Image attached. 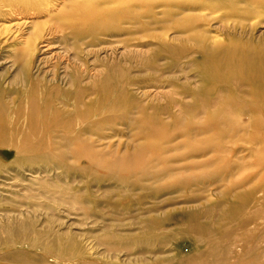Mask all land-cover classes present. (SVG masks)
<instances>
[{
  "label": "rangeland",
  "instance_id": "1",
  "mask_svg": "<svg viewBox=\"0 0 264 264\" xmlns=\"http://www.w3.org/2000/svg\"><path fill=\"white\" fill-rule=\"evenodd\" d=\"M77 3H18L13 15L0 16V24L11 29L21 19L29 23L23 32L54 31L52 42L67 50L75 41L63 29H85L80 18L93 13ZM100 6L101 14L116 18L85 45L98 52L86 59L88 73L81 80L91 88L99 79L97 105L78 117L58 105L71 97L70 89L55 96L48 111L39 98L35 116L47 115L48 122L38 123L36 136L0 140V264H161L178 256L207 257L208 241L186 220L195 216L209 228L211 210L224 201L228 183L246 175L235 167L227 174L212 153L200 152L214 131L192 138L200 150L192 156L171 142L163 161L155 162L156 177L143 173L146 158L135 155L160 143L151 136L158 127L172 134L208 124L217 96L207 76H264V0H131L128 7L120 0ZM23 32L0 48L5 83L18 75L19 65L10 66ZM66 61L59 57L56 75ZM40 79L38 90L53 96L52 85L44 87ZM4 92L21 108L31 100L10 84Z\"/></svg>",
  "mask_w": 264,
  "mask_h": 264
},
{
  "label": "bare ground",
  "instance_id": "2",
  "mask_svg": "<svg viewBox=\"0 0 264 264\" xmlns=\"http://www.w3.org/2000/svg\"><path fill=\"white\" fill-rule=\"evenodd\" d=\"M51 1L54 0H0L3 7L0 9V16L13 15L15 13L13 6L18 3L21 4L20 8H24L39 7L42 3L48 4ZM119 2L120 0H78L77 7H88L93 13L80 18L87 23L85 29L79 31L77 27L63 29L69 30L75 41V44L67 50L52 42L56 33L54 31H33L34 34L28 31L23 32V27L29 23L21 19L12 22L11 29L0 24V48H4L9 41L12 42L23 32L22 37H19L21 47L16 49L12 66H10L12 68L14 64L19 65L18 75L8 83L3 82L4 76H0V140L5 141L9 138L18 142H28L36 136L38 123L48 122L47 115L42 119H37L35 116L37 107L41 106L39 98H42L44 109L48 111L49 107H55V96H67L66 90L70 89L73 94L65 102H59V106L66 111L68 109L76 111L78 117L86 116V111L93 110L100 96L99 79H96L95 85L91 88L84 87L81 80L88 73L86 59L91 58L98 51L85 45L95 41L98 30L103 29L101 25L115 17L101 14L103 10L100 3L117 4ZM130 2L131 0H124L127 7ZM10 33L11 36L7 38L5 35ZM85 34H89L90 37L80 40L81 43L76 42ZM211 38L215 39V37ZM83 46L85 47L82 49ZM60 56H66L68 61L59 69L61 72L58 76L54 70L57 68L55 63ZM229 56L227 55L226 58ZM96 59L97 56L93 61L95 62ZM68 62H72L75 67L69 66ZM32 71L37 76H32ZM92 71L96 74L99 70ZM38 77L41 78L44 87L52 85L50 94L53 96L48 94L46 96L38 90L36 82ZM207 77L208 81L214 82L216 88L214 93L217 96L216 102H210L214 108L210 110L208 124L198 130L182 127L172 134L169 128L158 127L157 130H152L154 132L151 136L160 140V143L151 148H143V152L135 155L136 160H142V156H145L146 161H142L145 163L142 166L143 173L156 177L157 173L154 171H156L157 163L155 162L163 161V156L167 153L166 147L169 150L173 142L172 145L176 150L185 149L187 155H195L200 150L201 153H212V157L218 162L217 166L219 165L220 170H224L227 174H231L235 167L238 170H246V175L236 180V183H228V189L221 194L224 201L211 210L210 215L213 214V217L209 228L199 226L195 216L186 220V224L190 226L193 233L201 234L202 238L208 241L210 248L207 257L209 259L201 255L189 258L178 256L161 264H264V76ZM9 84L17 90L23 89L30 93L31 100L26 103L25 108L15 105L14 99L10 96L4 98V88ZM206 91L212 92V86L206 88ZM60 114L63 115V113ZM67 126L66 124L62 128ZM211 131H214V135L205 141L203 149L198 150V146L191 143L196 136L199 137ZM53 133L56 136L61 134L60 138L64 137L58 130ZM180 137L185 140H178ZM239 143L242 144L240 151H238ZM215 171L209 172L210 174L205 177L211 178ZM206 178H199V180ZM199 180L197 178V181ZM186 183L188 184L187 181L183 184ZM199 216L200 214L197 215L198 218Z\"/></svg>",
  "mask_w": 264,
  "mask_h": 264
}]
</instances>
